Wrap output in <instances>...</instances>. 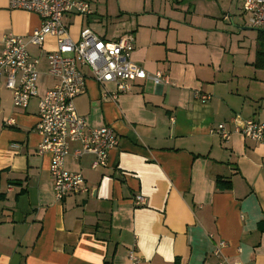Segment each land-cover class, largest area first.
Here are the masks:
<instances>
[{
    "label": "crops",
    "instance_id": "1",
    "mask_svg": "<svg viewBox=\"0 0 264 264\" xmlns=\"http://www.w3.org/2000/svg\"><path fill=\"white\" fill-rule=\"evenodd\" d=\"M85 1L93 15L64 16L73 40L84 28L109 41L131 34L132 61L174 85L137 80L105 99L115 84L99 85L81 67L87 79L76 110L90 126H110L118 145L94 169V155L75 159L80 143L70 142L64 167L80 172L88 191L57 201L51 154L38 153L35 129L39 97L57 82L47 62L55 41L27 46L40 62L38 96L26 109L14 106L0 75V264H130L132 247L139 264H264V143L237 132L224 141L214 131L224 122L231 129L264 122V64H257L264 31L244 29L251 26L241 0H138L115 14ZM9 4L0 0V40L40 25ZM112 16L119 23L109 26Z\"/></svg>",
    "mask_w": 264,
    "mask_h": 264
},
{
    "label": "built area",
    "instance_id": "2",
    "mask_svg": "<svg viewBox=\"0 0 264 264\" xmlns=\"http://www.w3.org/2000/svg\"><path fill=\"white\" fill-rule=\"evenodd\" d=\"M243 13L247 14L251 27L264 29V0H241ZM11 9L25 10L40 18V25L25 37L10 32L3 34L0 40V75L5 79L6 88L13 94V104L26 109L31 99L38 96L37 81L39 58H33L28 50L29 44L42 48L46 39L52 37L55 47L48 52V73L57 82L38 100V120L35 129L42 140L38 153L51 154L50 176L53 194L57 201H62L73 193H86L88 188L80 172H71L64 167V160L69 154V143L79 142L80 148L72 153L75 159L84 154L94 155L91 167L96 169L107 165L109 153L118 145V138L110 126H90L81 117L74 99L85 86L87 76L81 67L89 68L92 78L99 84L114 83L115 90L103 98L116 100L122 93L131 90L137 80H150L155 85H174L168 74L157 71L150 73L132 59L134 38L125 34L113 41L105 40L90 28L80 32V38L73 40L64 23L67 13L91 16L94 9L85 0H9ZM195 96L202 102L209 100L208 94L199 91ZM232 118L229 124H234ZM13 119L5 120L12 125ZM224 141H228L235 132L248 140L264 143V122L245 119L242 125L233 129L226 122L219 123L214 130ZM145 198L136 195L134 203L144 205ZM220 242L215 254L221 255ZM130 264H139L140 256L135 247L127 251ZM223 258L219 264H223ZM232 264H240L234 262Z\"/></svg>",
    "mask_w": 264,
    "mask_h": 264
},
{
    "label": "rangeland",
    "instance_id": "3",
    "mask_svg": "<svg viewBox=\"0 0 264 264\" xmlns=\"http://www.w3.org/2000/svg\"><path fill=\"white\" fill-rule=\"evenodd\" d=\"M91 1H94V4L102 8V10L103 9L105 10L106 8H108V10L112 14H115V12L117 13L120 12V3H122V5H124L123 3H125V5L129 7H134V6L139 5L138 0H91ZM108 21H109V26L113 25L114 23H119V21H117L116 17L114 16H112L111 18L108 17Z\"/></svg>",
    "mask_w": 264,
    "mask_h": 264
},
{
    "label": "trees",
    "instance_id": "4",
    "mask_svg": "<svg viewBox=\"0 0 264 264\" xmlns=\"http://www.w3.org/2000/svg\"><path fill=\"white\" fill-rule=\"evenodd\" d=\"M257 64L258 65L264 64V56H262V53H260V56H259V58L257 60ZM219 184H220V187H222V186H225L224 188L229 187V184L228 183L223 184V183L220 182V180H219Z\"/></svg>",
    "mask_w": 264,
    "mask_h": 264
},
{
    "label": "water",
    "instance_id": "5",
    "mask_svg": "<svg viewBox=\"0 0 264 264\" xmlns=\"http://www.w3.org/2000/svg\"><path fill=\"white\" fill-rule=\"evenodd\" d=\"M244 29L264 31V29H258V28H254V27H248V28H244Z\"/></svg>",
    "mask_w": 264,
    "mask_h": 264
}]
</instances>
